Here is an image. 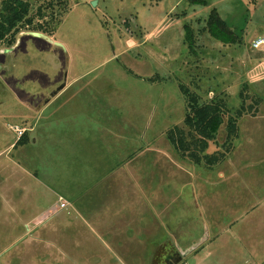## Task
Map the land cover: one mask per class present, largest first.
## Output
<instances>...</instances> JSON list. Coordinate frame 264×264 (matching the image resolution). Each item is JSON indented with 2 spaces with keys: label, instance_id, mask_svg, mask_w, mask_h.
Listing matches in <instances>:
<instances>
[{
  "label": "rangeland",
  "instance_id": "374dc122",
  "mask_svg": "<svg viewBox=\"0 0 264 264\" xmlns=\"http://www.w3.org/2000/svg\"><path fill=\"white\" fill-rule=\"evenodd\" d=\"M93 1L58 0L54 17H47L48 32H40L65 49L26 34L34 32L27 29L17 35L14 47L0 45V61L2 52L19 47L15 70H0V264H162L163 243L175 241L187 247L208 231L221 236L200 246L180 264H264V46L255 49L252 45L254 39L264 36V0H97L96 5ZM213 10L228 23L237 43H224L210 33L207 22ZM185 24L194 31L193 51L186 41ZM21 33L24 35L18 43ZM66 70V87L51 101L53 105L49 103L50 107L37 112L54 86L64 80ZM181 84L195 91L202 104L223 100L228 116L237 117L240 109L244 111L237 118L238 130H243L242 142L234 145L237 137L225 142V117L220 134L209 141L203 153H221L232 146L239 165L224 164L225 157L213 165L218 164L215 168L199 164L204 166L198 168V176L173 166L176 173L169 169L170 163L181 159L184 165L194 163L170 141L172 134L179 139L189 133L185 123L188 103ZM107 96L113 99V116L106 105L97 107L101 105L96 102L98 97ZM81 109L91 113L82 117V137L89 128L99 127L92 117L99 118L102 110L103 125L127 148L125 157L133 152L124 161L127 165L111 171L125 175V179L134 174V186L119 183L120 203L131 198L136 210L144 208L142 171L147 159L151 160L153 176L160 174L155 164L164 158L161 168H167V175L179 176V185L188 183L186 206L178 198L159 199L155 190L151 194L156 210H152L155 228L150 239L146 235L148 240L143 242L135 228L131 243L123 238L115 241L112 235L108 247L87 241L81 250L63 238L64 227L57 225L63 218L41 215L45 199L35 205L37 214L30 208L29 196L22 197L29 208L22 213L15 210L18 204L6 189L20 178L21 172L15 169L19 165L14 162L20 159L29 166L31 156L41 152L42 145L34 147L32 142L43 140L46 123L52 142L61 144L65 137L61 129L71 126ZM39 122L44 128L39 129ZM73 130L68 128L75 139L78 134ZM103 136V142L109 141L105 138L108 135ZM22 138H26L24 143ZM11 143L17 147L9 149ZM4 146L10 151L4 153ZM55 170L58 173L59 168ZM222 172L225 180H219ZM192 185L196 188L193 196ZM89 236L93 234L88 232ZM65 250L68 260L63 257ZM70 256L77 262L69 261Z\"/></svg>",
  "mask_w": 264,
  "mask_h": 264
},
{
  "label": "crops",
  "instance_id": "0c3cea01",
  "mask_svg": "<svg viewBox=\"0 0 264 264\" xmlns=\"http://www.w3.org/2000/svg\"><path fill=\"white\" fill-rule=\"evenodd\" d=\"M54 98H52L44 106H40L37 112L41 111L47 105H49L50 107L52 104L51 101ZM98 99L99 101L96 102H100L101 105L97 107H103L106 105V110H109L110 114H112L113 116L112 97H98ZM84 108L88 107L85 105ZM82 111H80V114L76 116L77 118H75V121L71 126H64L66 131L64 128L61 129V131L65 135L64 140H62L61 144L52 142L51 136L53 134L47 131L48 123H46L47 125H44L45 134L43 135V140L40 139L38 142L34 140L32 142V146L34 147H39L40 144L42 145L41 152L38 151L37 154H33L31 156L29 166L24 165L22 160L20 159L14 162V165H19V168L17 169V167H15V169L19 173L21 172L20 178L17 180L16 185L7 187L6 189L8 191H11V193L13 194V199L18 204V206L16 207L17 209L15 210H19V212L22 213L24 210L28 209L29 207L23 203L24 200L22 197L29 196L31 200V210L34 213H38L39 210L33 209L35 205H37V203L40 201V199H45L46 206L39 211L41 212V215L45 217L54 215L57 217L58 215V217L63 218L61 219V222L57 224L58 226L62 225V227H64L63 231L66 234H64L63 238L68 239L70 244L73 241L76 247H80L81 250H83L82 247L87 241H89V243L93 245H95L96 242V244L98 245L100 244L102 246L108 247L110 246L109 241L112 239V235L116 236L115 238L117 239L115 241H119L120 238H123L125 241L131 243L135 240V228L140 231L139 234H141L143 242L148 240V236L146 235H149L150 239L152 230H154L155 228L152 225V223L154 222V219L151 218L152 210H156L153 209L151 205V194L155 190V192H158L159 194V199H161V196H164V198H173L175 200L176 198H178L180 200H183L182 202L184 203V199H188V196L186 194V190L188 188L189 190L187 191L190 193V187H186L188 183H183V180H180L182 182V185H179L177 184V180L178 178H180L179 176H177L176 174H174L173 176L167 175V168H161L163 164L162 160L164 158L157 160L155 165L158 167V172L160 174L157 176H153L151 174V160L147 159L146 164H144L147 167H143L142 171V179L144 182L142 185V192L143 195L145 194L146 198L143 201L144 208L141 207L139 208V210H136L134 200H132L131 198L129 200H126V202L125 200L121 199L120 203L118 194H120L119 189L122 188V185H120L119 183L123 181L130 182L131 184L133 183L134 186V174L128 175L125 179V175L118 176L113 173L116 172L119 167H124L123 164L127 165L124 161L128 159V156H130L133 152L128 154L127 158L125 157L127 148L124 144L120 145L119 143H117L115 141L117 134L112 133V131H110L107 126L103 125L104 122H102L101 118L104 117V111L102 110L98 113L100 114V120H98L99 118H97L96 116L92 117V119H94V123L99 124V127H97V129L89 128L90 131L87 132L84 137H82V135H80V130L81 128L83 129L81 122L82 117L84 115L89 116L91 114H89L88 109H85L83 112ZM105 114L107 117H111L110 115H107L106 111ZM38 127L39 129L44 128L41 126L40 122L38 123ZM68 128L74 129L73 131L77 132L78 137L74 139L71 135L72 133L68 132ZM241 129L240 132L238 130L239 134L235 140L234 145H238L242 142V140H240V135L243 130L241 131ZM103 134L108 135L105 138L109 141H102L104 137ZM111 135H116V137H111ZM237 141L240 142L238 143ZM13 146H15V144L11 143L9 145V149H11ZM16 147L17 145L15 146V148ZM237 148L238 146L236 147V149ZM9 149L7 147L5 148L4 146L1 150L5 153L7 152V150L9 152ZM232 151L224 159L225 162H223L224 164L228 163L230 166H237L241 162L235 160L236 158L234 157L238 156H233ZM121 156L124 157V160L121 159ZM169 163L170 162H168V164ZM170 165L171 167H169V169H173L174 173H176L174 169L176 168V170L178 171L189 173L191 172L196 176L201 175L199 174L200 170H198V168L204 166L195 163L191 164L190 162H188L187 164H185L188 166L185 167L182 159L178 162L175 161L174 163H170ZM217 165L212 167H204H208L211 169L217 167ZM57 167L59 168L58 173H56L55 170L57 169ZM23 171L25 174L22 173ZM111 171H113V173H111ZM225 174V172H222L220 174L221 177L219 180H225V178H227ZM194 176H192V178H194ZM173 178H175V180H173ZM204 179L209 182V177H205ZM5 182L7 181L5 180ZM13 183H15V181ZM194 183L195 182L192 181V184ZM125 186H128V188L131 187V185H124V187ZM178 186H180L181 188L177 191L176 189ZM195 189L196 188H194V186L192 185V196L194 195ZM86 194H88L87 197ZM4 196L3 202H5V205H7L8 202L6 196ZM154 198L157 197L154 196ZM82 199L85 200L83 201ZM63 202L66 203L65 207H61V203ZM186 205H188V202H185L184 206ZM6 207H3V209L6 210ZM153 214H155V212ZM158 214L161 215V212L159 211ZM181 214L182 213H178V216L180 215L182 219L183 217L181 216ZM19 215L20 214H18V216ZM37 218L38 217H36V219ZM33 221L34 220H31L30 222ZM236 221L239 222V219H237ZM161 223L162 222L159 223L160 226ZM25 224L27 225V223ZM46 224L48 226L50 225L49 223ZM229 224L231 223H228V226ZM42 226L45 227L46 225L42 224ZM226 226L227 225H225L223 228H225ZM48 229L50 230V228ZM82 231L86 232L85 236L87 237L82 235ZM88 232H91L93 236L88 237ZM220 236L221 234L219 232L218 235L213 236L212 232L208 231L205 236L200 237L196 242L203 238H206L205 242L201 245L203 246L206 242L208 243L209 241L216 240ZM196 242L189 244L187 247H181L175 241L173 243L171 241H166L162 244V246H164L165 248L169 246L174 247L179 255V251L181 249L184 250L195 244ZM146 244L147 246H150L149 243ZM64 245H66V247L68 246L66 242H64L63 246ZM66 247L64 246V248ZM67 256L68 253L65 250L63 257L67 259ZM69 261L77 262L74 258H71V256L69 258ZM82 262L85 261L83 260ZM181 262L177 264H180Z\"/></svg>",
  "mask_w": 264,
  "mask_h": 264
},
{
  "label": "trees",
  "instance_id": "16d2710c",
  "mask_svg": "<svg viewBox=\"0 0 264 264\" xmlns=\"http://www.w3.org/2000/svg\"><path fill=\"white\" fill-rule=\"evenodd\" d=\"M58 0H2L0 8V45L8 43L13 45L17 35L24 29L34 32H48L50 26L48 16L54 17V8ZM61 1V0H60ZM203 2V0H197ZM38 20V22H36ZM42 21V22H39ZM208 30L210 33L224 43H237L234 32L228 23L220 16L217 10H213L208 18ZM186 41L189 49H195V36L192 27L185 24ZM129 73L132 70L128 69ZM135 75V74H133ZM180 89L187 98L188 112L185 123L189 128L187 136L176 138L170 135V141L182 152L184 157L190 158L195 164L205 162L207 166H213L226 157L232 146L227 147L225 152L215 154H203L209 147V141L215 139L225 124V138L231 143L238 136L237 118L244 111L239 110L237 117L228 116L224 107V101L213 100L201 103L200 96L189 87L181 84ZM222 101V102H221ZM172 133V132H171ZM26 138L20 141L24 143ZM226 145V143L224 144Z\"/></svg>",
  "mask_w": 264,
  "mask_h": 264
},
{
  "label": "water",
  "instance_id": "95a60500",
  "mask_svg": "<svg viewBox=\"0 0 264 264\" xmlns=\"http://www.w3.org/2000/svg\"><path fill=\"white\" fill-rule=\"evenodd\" d=\"M93 4L96 5L97 4V0H94L93 1ZM28 35H33V36H36V37H40L52 44H55L59 47H62L63 49L64 46L59 43V42H56L52 39L51 36H48L44 33H41V32H28L26 33ZM24 35V33H21L18 37V43L20 42V38L21 36ZM12 50V49H10ZM68 63V61H67ZM67 75H68V70L65 71V77H64V80L62 82V84H60L55 90H53V92L51 93V95L45 100V102L41 105V107L45 104H47L52 98H54L55 96H57L67 85ZM206 238H203L201 240H199L198 242H196L195 244L191 245L190 247L184 249V250H180L179 251V258L178 259H175L174 262L172 264H177L179 262H181L183 260V258L187 257L189 254H191L193 251L197 250L204 242H205Z\"/></svg>",
  "mask_w": 264,
  "mask_h": 264
},
{
  "label": "flooded vegetation",
  "instance_id": "af4514ba",
  "mask_svg": "<svg viewBox=\"0 0 264 264\" xmlns=\"http://www.w3.org/2000/svg\"><path fill=\"white\" fill-rule=\"evenodd\" d=\"M17 42V40H16ZM16 42L14 44H16ZM14 44L13 45H10V47L6 48V49H9L11 47H14ZM19 47H15L13 49L12 52H2L1 55L3 56V60L0 61V70H3V71H14L15 70V66H17V62L15 61V57L17 55V57L19 56ZM18 50V52L16 53V51ZM1 81V79H0ZM63 82V80H62ZM62 82H59L57 83L53 90H55L60 84H62ZM52 91V90H51ZM50 91V92H51ZM47 95V94H45ZM49 96L47 95L45 97V99L43 100V103L45 102V100L48 98ZM40 106V105H39ZM164 257H162V264H172L174 262L175 259H178L179 258V255L177 253V250H175L174 247L172 246H169L166 248V251L164 252L163 254Z\"/></svg>",
  "mask_w": 264,
  "mask_h": 264
},
{
  "label": "built area",
  "instance_id": "2783aa9c",
  "mask_svg": "<svg viewBox=\"0 0 264 264\" xmlns=\"http://www.w3.org/2000/svg\"><path fill=\"white\" fill-rule=\"evenodd\" d=\"M252 45H253V48L255 49H259L263 47L264 46V36H259L256 39H254ZM19 133H20L19 135H23L22 131H20ZM65 206H66L65 203H61V207H65Z\"/></svg>",
  "mask_w": 264,
  "mask_h": 264
}]
</instances>
